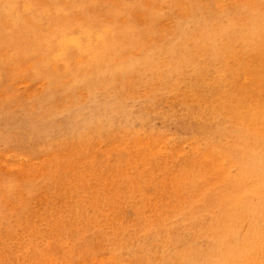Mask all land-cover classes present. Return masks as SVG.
Wrapping results in <instances>:
<instances>
[{
	"label": "rangeland",
	"instance_id": "obj_1",
	"mask_svg": "<svg viewBox=\"0 0 264 264\" xmlns=\"http://www.w3.org/2000/svg\"><path fill=\"white\" fill-rule=\"evenodd\" d=\"M0 264H264V0H0Z\"/></svg>",
	"mask_w": 264,
	"mask_h": 264
},
{
	"label": "bare ground",
	"instance_id": "obj_2",
	"mask_svg": "<svg viewBox=\"0 0 264 264\" xmlns=\"http://www.w3.org/2000/svg\"><path fill=\"white\" fill-rule=\"evenodd\" d=\"M21 2H24V1H21ZM41 9V8H40ZM58 9H60L59 7H58ZM28 12V11H27ZM32 16V15H31ZM35 19V18H34ZM88 25V24H87ZM113 26V25H112ZM107 28V27H106ZM86 29V28H85ZM89 29V28H88ZM103 29V28H102ZM108 29V28H107ZM93 31V30H92ZM99 31V30H98ZM100 32V31H99ZM107 32H109V31H107ZM101 33V32H100ZM99 33V34H100ZM105 34V33H104ZM103 34V35H104ZM93 36V35H92ZM97 36H99V35H97ZM102 36V35H101ZM77 37V36H76ZM94 37V36H93ZM104 37V36H103ZM78 39V38H77ZM133 39V38H132ZM136 39V38H135ZM79 40V39H78ZM78 40H77V42H78ZM75 41H76V39H75ZM62 43V42H61ZM76 43V42H75ZM79 45V44H78ZM32 47V46H31ZM30 49V48H29ZM31 52V51H30ZM58 52V51H57ZM55 53V52H54ZM56 54V53H55ZM54 54V55H55ZM91 56V55H90ZM95 56V55H94ZM57 58V57H56ZM95 58H96V56H95ZM94 58V59H95ZM43 62H45V61H43ZM42 62V63H43ZM149 62V61H148ZM50 63H52V62H50ZM94 63H95V61H94ZM147 63V62H146ZM42 65V64H41ZM39 69V68H38ZM67 69H68V67H67ZM39 72V71H38ZM13 73V72H12ZM20 74V73H19ZM45 74V73H44ZM89 76H90V74H89ZM40 77V76H39ZM46 77H47V75H46ZM81 77H83V76H81ZM97 78V77H96ZM34 79H36V78H34ZM47 79V78H46ZM84 79V78H83ZM80 80V79H79ZM96 80V79H95ZM78 81V80H77ZM73 83V82H72ZM25 103V102H24ZM114 103V102H113ZM7 104V103H6ZM115 104V103H114ZM117 105V103L114 105V106H116ZM27 106V105H26ZM2 112H4V111H2ZM132 193V192H131ZM133 194V193H132Z\"/></svg>",
	"mask_w": 264,
	"mask_h": 264
}]
</instances>
